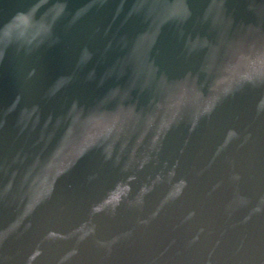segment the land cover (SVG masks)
<instances>
[{
  "label": "water",
  "instance_id": "95a60500",
  "mask_svg": "<svg viewBox=\"0 0 264 264\" xmlns=\"http://www.w3.org/2000/svg\"><path fill=\"white\" fill-rule=\"evenodd\" d=\"M0 264H264V0H0Z\"/></svg>",
  "mask_w": 264,
  "mask_h": 264
}]
</instances>
